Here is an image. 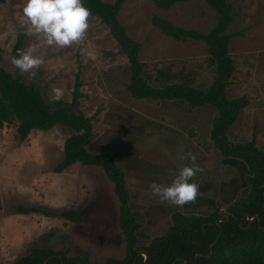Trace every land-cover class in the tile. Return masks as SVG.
Returning a JSON list of instances; mask_svg holds the SVG:
<instances>
[{
    "label": "rangeland",
    "instance_id": "374dc122",
    "mask_svg": "<svg viewBox=\"0 0 264 264\" xmlns=\"http://www.w3.org/2000/svg\"><path fill=\"white\" fill-rule=\"evenodd\" d=\"M229 2L233 8L230 30H242L243 34L230 42L235 68L227 95L249 99L229 137L234 141L254 138L264 151V0ZM22 6L23 0H0V66L13 75L17 71L11 64L12 50L20 30L16 14L22 12ZM154 15L177 26L207 32L216 23L214 9L204 0L179 2L169 9L156 6L152 0H125L119 12L128 34L142 45L140 58L150 82L161 85L192 78L194 86L208 85L215 72L205 42L173 39L152 23ZM89 24L85 43L96 59L82 55L77 45L63 49L44 46L37 54L45 64L37 70L34 81L47 101L53 87L62 88V99L70 101L76 72L80 71L77 110L93 116L94 137L88 148L95 153L109 151L118 159L131 209L138 212L144 233L138 244L167 232L175 214L207 215L216 206L225 209L242 197L246 187L236 168L222 161L209 138L216 111L176 99L131 96L126 54L97 16L91 15ZM35 39L25 35L23 49ZM20 74L30 82L28 74ZM71 132L57 124L48 130L34 129L20 140L14 124L0 128V264H12L37 245L71 255L86 251L93 262L125 255L119 201L103 169L77 162L61 172L53 170L63 158V142ZM182 152L195 154L203 171L191 181L199 185V203L181 207L153 197L149 186L153 182L170 184L174 177L168 170L190 164L189 160L173 162ZM202 186L208 190L201 191ZM19 206L55 212L78 209L83 222L75 224L37 211L19 212Z\"/></svg>",
    "mask_w": 264,
    "mask_h": 264
},
{
    "label": "trees",
    "instance_id": "16d2710c",
    "mask_svg": "<svg viewBox=\"0 0 264 264\" xmlns=\"http://www.w3.org/2000/svg\"><path fill=\"white\" fill-rule=\"evenodd\" d=\"M124 1L83 0V3L90 9L91 15L97 16L107 26L111 36L126 54L130 70L127 84L130 95L136 99H176L191 107H212L216 115L211 121L209 138L220 153L222 161L236 168L238 179L246 187L245 194L225 208L230 212L228 220L220 212L219 206L207 215L175 214L167 232L139 245L138 237L144 233L140 229L138 212L131 209L125 173L118 159L109 151L95 153L88 148L94 137L93 116L84 115L77 110L81 96L80 71L76 72L71 100L49 102L37 82H25L17 68L13 75L0 66V128L14 124L17 137L23 140L34 129L48 130L57 124L69 127L72 132L63 142V158L53 170L61 172L77 162L102 168L113 184L119 201V226L125 238V255L122 258L112 257L103 262H93L86 251L71 255L48 245H37L32 246L12 264H172L174 261V264H185V261L186 264H264V228H260L264 227V151L257 146L254 138L234 141L229 137L240 110L249 103L245 95L235 98L227 95L235 68L230 42L233 37L243 34L242 30H230L233 22L232 4L229 0H204L217 15L215 25L207 32L174 25L158 15L152 17V23L173 39L205 42L215 75L208 85L199 87L193 85L192 78L161 85L150 82L140 58L141 43L128 34L127 27L119 20ZM152 1L162 9H169L176 3L188 0ZM24 43L25 35L20 29L12 57L17 55L18 50L23 49ZM164 77L168 78L169 75L165 74ZM200 190L206 191L208 186H202ZM196 202L199 203V200ZM16 210L42 212L69 219L75 224L83 222V215L78 209L55 212L19 206ZM246 213L250 216L257 215L259 223L256 219L249 221L246 217L241 218ZM218 218H222L219 223ZM217 237L212 253L208 255L210 246ZM142 250L147 253L146 261L142 254L137 256ZM197 253L202 255H198L195 261Z\"/></svg>",
    "mask_w": 264,
    "mask_h": 264
},
{
    "label": "clouds",
    "instance_id": "9594fccd",
    "mask_svg": "<svg viewBox=\"0 0 264 264\" xmlns=\"http://www.w3.org/2000/svg\"><path fill=\"white\" fill-rule=\"evenodd\" d=\"M16 15L24 35L34 36L36 39L26 49L18 50L17 55L11 58V64L20 73L28 74L30 81L36 79L37 70L45 64L44 58L37 54L44 46L63 49L77 45L80 46L82 55L96 59L95 52L85 43L91 11L83 0H23L22 12H17ZM63 96L62 88L53 87L48 99L50 102H58ZM165 154L168 155L167 151ZM184 160H189L190 164L179 167L178 170H168V175L174 177L170 184H150L153 197L181 207L196 202L200 195L199 185L191 181L203 169L196 164V155L191 152L180 153L173 162Z\"/></svg>",
    "mask_w": 264,
    "mask_h": 264
},
{
    "label": "water",
    "instance_id": "95a60500",
    "mask_svg": "<svg viewBox=\"0 0 264 264\" xmlns=\"http://www.w3.org/2000/svg\"><path fill=\"white\" fill-rule=\"evenodd\" d=\"M220 212H221L222 214H225V215H226V217H227L226 220L229 219V217H228V214H230L229 211H227L226 209H220ZM243 217H246L249 221H253V220L256 219L257 222L259 223V217H258L257 215L250 216L248 213H246V214L242 215L241 218H243ZM221 220H222V218H218V219H217V223H219ZM260 228H264V227L260 226ZM219 235H220V233H219ZM219 235H218V237H219ZM218 237H217V238L215 239V241L211 244V246H210L211 249H210V252L208 253V255H211V253H212V246L216 243ZM140 254H142V255L144 256V260L146 261V259H147V253H146L145 251L142 250V251H139V252L137 253V256L140 255ZM198 255H202V254H201V253H197V254H196V257H195V261L197 260V256H198ZM174 263H175V261H174L172 264H174ZM185 264H186V261H185Z\"/></svg>",
    "mask_w": 264,
    "mask_h": 264
}]
</instances>
